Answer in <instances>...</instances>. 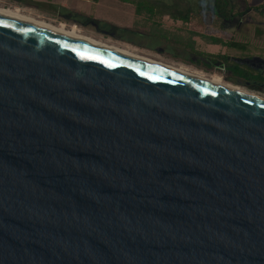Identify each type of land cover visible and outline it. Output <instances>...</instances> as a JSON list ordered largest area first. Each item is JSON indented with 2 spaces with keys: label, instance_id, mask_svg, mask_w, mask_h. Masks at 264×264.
I'll list each match as a JSON object with an SVG mask.
<instances>
[{
  "label": "water",
  "instance_id": "1",
  "mask_svg": "<svg viewBox=\"0 0 264 264\" xmlns=\"http://www.w3.org/2000/svg\"><path fill=\"white\" fill-rule=\"evenodd\" d=\"M0 264H264V102L0 16Z\"/></svg>",
  "mask_w": 264,
  "mask_h": 264
},
{
  "label": "rangeland",
  "instance_id": "2",
  "mask_svg": "<svg viewBox=\"0 0 264 264\" xmlns=\"http://www.w3.org/2000/svg\"><path fill=\"white\" fill-rule=\"evenodd\" d=\"M148 1H159L163 9L160 5L145 4L149 9H160L154 16L146 17L147 10L142 5L131 31L116 32L99 31L101 26H95L94 18L61 3L52 4L46 11L28 7L33 5L30 0H0V6L264 96V92L256 88V75H264V0H232L234 16L219 18L213 12L216 0ZM187 7L192 13L191 21L169 16V12H179ZM212 38L226 43H213ZM219 55H225L227 59Z\"/></svg>",
  "mask_w": 264,
  "mask_h": 264
},
{
  "label": "bare ground",
  "instance_id": "3",
  "mask_svg": "<svg viewBox=\"0 0 264 264\" xmlns=\"http://www.w3.org/2000/svg\"><path fill=\"white\" fill-rule=\"evenodd\" d=\"M0 16L24 23V24H28L46 31H50L80 42H83L85 44L97 47V48H101L128 58H132L168 71H172L193 79H196L198 81L225 89V90H229L259 101L264 102V96L255 93V92H251L247 89L238 87L236 85H232V84H228L225 82H222L220 80L214 79L212 77H209L201 72H197V71H191L188 70L182 66L176 65V64H171L162 60H158L155 59L153 57H150L146 54H142V53H138L135 52L133 50H130L128 48L125 47H121V46H117L115 44L97 39L95 37L86 35V34H82L79 33L77 31L71 30V29H67L65 27H61L58 26L56 24H53L51 22L45 21L41 18L38 17H34V16H30L27 15L21 11H16L13 10L11 8H7L4 6H0Z\"/></svg>",
  "mask_w": 264,
  "mask_h": 264
},
{
  "label": "crops",
  "instance_id": "4",
  "mask_svg": "<svg viewBox=\"0 0 264 264\" xmlns=\"http://www.w3.org/2000/svg\"><path fill=\"white\" fill-rule=\"evenodd\" d=\"M37 9L46 11L52 4H63L81 11L83 15L94 19L105 20L117 26L133 28L135 19L139 16L133 3L121 0H30Z\"/></svg>",
  "mask_w": 264,
  "mask_h": 264
},
{
  "label": "trees",
  "instance_id": "5",
  "mask_svg": "<svg viewBox=\"0 0 264 264\" xmlns=\"http://www.w3.org/2000/svg\"><path fill=\"white\" fill-rule=\"evenodd\" d=\"M122 2H129V3H133L136 8H137V13L140 14L141 13V10H142V7L140 6H144L145 5V1L146 0H142L144 1L143 2H138L137 4L133 1V0H121ZM146 9H148L152 14V16H154L155 12L153 11V8L149 9L147 6H144ZM182 10L177 12H169V16L171 18H175V19H179V20H182L184 22H188V21H191L192 20V13L189 11L188 7L187 8H181ZM234 6H232V0H216V3H215V6H214V14L215 16H217L219 18V16H222V17H232L234 16ZM175 13H178V15L176 16ZM240 14V13H239ZM238 15V14H237ZM101 24H103L104 26V29L106 30H109L111 32H116V31H123L124 28H121L117 25H114L112 23H109V22H101ZM108 27V28H107ZM213 39V43H226V42H223L221 39L219 38H212ZM220 56V55H219ZM220 57L224 58V59H227V57L225 55H221ZM257 77V80L258 81H261V80H264V77L263 75H256Z\"/></svg>",
  "mask_w": 264,
  "mask_h": 264
},
{
  "label": "flooded vegetation",
  "instance_id": "6",
  "mask_svg": "<svg viewBox=\"0 0 264 264\" xmlns=\"http://www.w3.org/2000/svg\"><path fill=\"white\" fill-rule=\"evenodd\" d=\"M159 1H154L153 3H150L148 0H146L145 1V4L146 5H149V4H152L153 6L154 5H160L159 7H161V9H163V7H162V3H158ZM145 5V6H146ZM176 5V4H175ZM147 11H146V13H145V16L146 17H150L151 16V12L148 10V9H146ZM158 10H160L159 8H157V7H153V11L154 12H156V11H158ZM154 14H156V13H154ZM108 22V21H105V20H97V19H95V21H93V23L95 24V26L98 28L99 26H101V28H99V31H102L101 29H104V26H103V24H101V22ZM109 23H111V22H109ZM113 24V23H112ZM99 25V26H98ZM115 25V24H114ZM120 27V26H119ZM108 28V27H107ZM121 28H124V30L125 31H127V30H130L131 31V28H125V27H121ZM104 30H106V29H104ZM262 75V74H261ZM263 77H264V75H263ZM256 88L257 89H259V90H261V91H263L264 92V80H261V81H258L257 80V85H256Z\"/></svg>",
  "mask_w": 264,
  "mask_h": 264
}]
</instances>
